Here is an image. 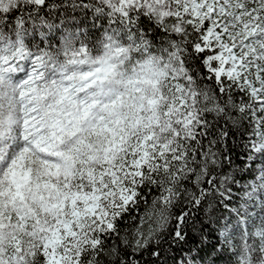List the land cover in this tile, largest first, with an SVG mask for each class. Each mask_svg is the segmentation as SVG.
<instances>
[{
	"label": "snow or ice",
	"instance_id": "1",
	"mask_svg": "<svg viewBox=\"0 0 264 264\" xmlns=\"http://www.w3.org/2000/svg\"><path fill=\"white\" fill-rule=\"evenodd\" d=\"M0 264H264V0H0Z\"/></svg>",
	"mask_w": 264,
	"mask_h": 264
}]
</instances>
